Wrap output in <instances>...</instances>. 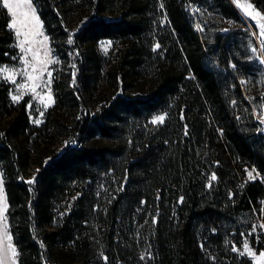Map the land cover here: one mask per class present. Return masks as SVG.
Here are the masks:
<instances>
[{
  "label": "trees",
  "instance_id": "obj_1",
  "mask_svg": "<svg viewBox=\"0 0 264 264\" xmlns=\"http://www.w3.org/2000/svg\"><path fill=\"white\" fill-rule=\"evenodd\" d=\"M31 2L58 64L39 123L0 74L19 264H255L264 90L246 83L237 36L256 42L231 0ZM9 23L0 7V69L20 61Z\"/></svg>",
  "mask_w": 264,
  "mask_h": 264
},
{
  "label": "rangeland",
  "instance_id": "obj_2",
  "mask_svg": "<svg viewBox=\"0 0 264 264\" xmlns=\"http://www.w3.org/2000/svg\"><path fill=\"white\" fill-rule=\"evenodd\" d=\"M231 2L238 11L240 19L244 23L245 27L251 32L256 42L255 50L252 52L250 51L251 49L248 46L246 37L244 35L237 36L240 38L241 42L244 41V52L247 54V56H249L248 58H245V60L250 63L245 80L252 93H255L260 89L264 90V76L262 77V74L264 75V71L261 73L258 70V64L255 61L257 60L264 69V43L261 42L264 40V35H262L260 32V25L264 24V19H262V17H264V8L256 7L250 0H231ZM248 5H251V8H248ZM32 10H34V15L39 21V26L36 27L35 30L42 32L43 35L35 37L29 36V40L35 42L31 43L30 45H25V48L31 47L32 49V51L28 52L25 56V53L22 52L18 46L20 41L24 39V36L21 35L20 37H17L15 34L16 30L10 28L14 34L16 45L20 52V61L16 66H3L0 69V74L3 79L11 84V98L13 96L20 97L19 100L14 102H19L26 97L29 98L28 108L31 113L32 121L36 123V121L41 122L44 111L54 103L52 75L53 67L58 64V58L52 50L50 41L45 33L43 23L39 19L32 2L31 9H29L27 6L23 9V11H27L29 13L30 20L31 16L33 15ZM257 13H259V15H256ZM11 20L12 17L10 16V23ZM44 37H47V40H44ZM34 55L35 59H33ZM22 57L27 59V65L25 64ZM47 61H51V63H47ZM45 64L46 70L43 71V76L41 77V71L45 68ZM33 66L35 67V71L33 70ZM25 71L27 74L21 75V73H24ZM48 73H51V76H49ZM28 76H32L34 79L30 80L28 79ZM42 82L44 86H36ZM49 97H51V99H49ZM0 180L3 181L2 192H0V207L4 209L3 215L0 216V264H19L17 247L14 244L9 227L7 216L8 201L5 192V179L1 168ZM9 244L11 245V248H9ZM242 252L249 256L255 264H264V256L261 255L264 253V249L257 251L247 243V250L245 249L244 244L242 247Z\"/></svg>",
  "mask_w": 264,
  "mask_h": 264
},
{
  "label": "snow or ice",
  "instance_id": "obj_3",
  "mask_svg": "<svg viewBox=\"0 0 264 264\" xmlns=\"http://www.w3.org/2000/svg\"><path fill=\"white\" fill-rule=\"evenodd\" d=\"M26 6L29 9H31V0H0V7H2L3 9H7V12L12 17L11 23L8 24V27L16 30L15 34L17 37H20L21 35L24 36V39L20 41L18 46L20 47L21 51L25 53V56L27 55L28 52L32 51L31 47L25 48V45L26 44L30 45L31 43L35 42V41H30L29 36L35 37V36L43 35L42 32L35 30V28L39 26V21H38V18L34 15V10H32L33 15L31 16V20L29 19V13L27 11H23V9ZM247 7L251 8V5H248ZM256 15H259V13H257ZM262 19H264V17H262ZM260 32L262 35H264V24L260 25ZM44 40H47V37H44ZM261 42L264 43V40H262ZM68 43L71 44L72 40L69 39ZM107 43L108 45L111 44L110 41ZM102 47H104L103 44H102ZM157 47H159V45H157ZM105 51H107V47H105ZM22 59L24 58L22 57ZM33 59H35V55L33 56ZM24 62L26 65L28 64L27 59H24ZM47 63H51V61H47ZM33 70L35 71L34 66H33ZM44 70H46V64H45V68L41 71V77L43 76ZM26 74H27L26 71L24 73H21V75H26ZM48 75L51 76V73H48ZM28 79L31 80V79H34V77L28 76ZM36 86L42 87L44 86V84L42 82L40 84H37ZM19 98H20L19 96H13L12 100L17 101L19 100ZM49 99H51V97H49ZM164 119L165 117L163 115L157 116L153 118L152 123L153 124H156L157 122L163 123ZM36 123H39V121H36ZM262 123H264V121H262ZM248 176H249V179L254 178L251 172L248 173ZM211 179L214 180L215 176L213 175ZM28 183L29 184L33 183V180L28 181ZM2 187H3V181L0 180V192H2ZM3 211L4 209L0 207V216L3 215ZM260 227L264 228V225H261ZM253 230L255 231V228ZM9 248H11L10 244H9ZM245 249L247 250V242H245ZM233 250L235 251L236 249L234 248ZM261 255L264 256V253H262Z\"/></svg>",
  "mask_w": 264,
  "mask_h": 264
},
{
  "label": "built area",
  "instance_id": "obj_4",
  "mask_svg": "<svg viewBox=\"0 0 264 264\" xmlns=\"http://www.w3.org/2000/svg\"><path fill=\"white\" fill-rule=\"evenodd\" d=\"M263 237H264V234H263ZM259 242H261V238L259 237L258 239H257Z\"/></svg>",
  "mask_w": 264,
  "mask_h": 264
}]
</instances>
